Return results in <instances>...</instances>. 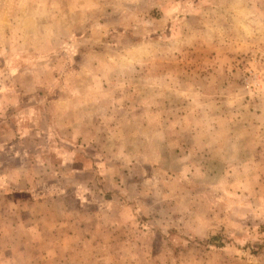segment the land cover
<instances>
[{
    "label": "rangeland",
    "instance_id": "1",
    "mask_svg": "<svg viewBox=\"0 0 264 264\" xmlns=\"http://www.w3.org/2000/svg\"><path fill=\"white\" fill-rule=\"evenodd\" d=\"M0 264H264V0H0Z\"/></svg>",
    "mask_w": 264,
    "mask_h": 264
}]
</instances>
